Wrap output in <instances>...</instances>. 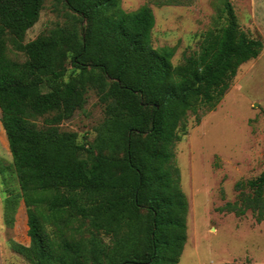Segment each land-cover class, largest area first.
<instances>
[{
	"label": "trees",
	"instance_id": "1",
	"mask_svg": "<svg viewBox=\"0 0 264 264\" xmlns=\"http://www.w3.org/2000/svg\"><path fill=\"white\" fill-rule=\"evenodd\" d=\"M53 1L62 21L24 42L44 0H0V121L29 237L14 250L30 264H177L187 200L174 145L188 112L199 122L200 107L213 110L262 41L240 29L230 0H222V24L173 65L174 47L151 44L148 5L126 11L120 0ZM89 90L103 118L88 146L59 124ZM245 185L246 192L237 182L236 199L223 209L250 210L259 222L264 171Z\"/></svg>",
	"mask_w": 264,
	"mask_h": 264
},
{
	"label": "rangeland",
	"instance_id": "2",
	"mask_svg": "<svg viewBox=\"0 0 264 264\" xmlns=\"http://www.w3.org/2000/svg\"><path fill=\"white\" fill-rule=\"evenodd\" d=\"M230 2L240 29L259 38L263 46L257 57L239 65L213 110L200 107L199 122L196 114L188 112L186 133L174 145L179 185L187 200L186 240L177 264H264V218L258 222L250 210L237 215L223 209L226 202L236 199L237 182L246 192V181L264 171V0ZM53 4V0H44L39 18L27 29L24 42L62 21ZM141 5H148L154 15L152 46L174 47L173 65L198 49L203 32L222 24V0H181L163 5L156 0H120L126 11ZM8 54L19 61L25 58L20 51L10 50ZM102 118L103 105L89 90L83 107L63 120L59 128L75 132L77 141L89 146L94 126ZM37 124L44 125L42 117ZM14 198L16 204H12ZM19 206L22 226L17 219ZM83 235L87 237V233ZM14 243L29 244V237L25 205L0 121V251H6L3 264H21L24 259L14 253L7 258L8 248L16 252Z\"/></svg>",
	"mask_w": 264,
	"mask_h": 264
},
{
	"label": "crops",
	"instance_id": "3",
	"mask_svg": "<svg viewBox=\"0 0 264 264\" xmlns=\"http://www.w3.org/2000/svg\"><path fill=\"white\" fill-rule=\"evenodd\" d=\"M20 209H21V207L19 206V210H18V212H17V219H18V217H19V219H20V223H21V226H22V222H24V221H23V217H22V213H21ZM18 231H19L18 233H20V229H19ZM23 245H28V244H23ZM1 252H3V253H1ZM5 252H6L5 250L0 251V264H3V263L5 262V254H4ZM13 253H14L15 255H19L18 252H13V250H12L11 248H8V250H7V258L9 257V258L11 259ZM7 258H6V259H7ZM21 264H30V263L27 262V261H25V260L22 258V262H21Z\"/></svg>",
	"mask_w": 264,
	"mask_h": 264
}]
</instances>
